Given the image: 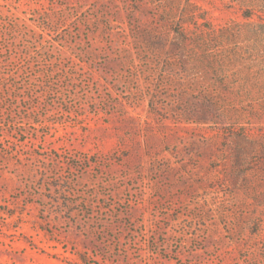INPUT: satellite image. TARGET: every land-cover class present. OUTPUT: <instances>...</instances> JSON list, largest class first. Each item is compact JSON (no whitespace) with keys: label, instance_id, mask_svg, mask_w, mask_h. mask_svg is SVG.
<instances>
[{"label":"rangeland","instance_id":"obj_1","mask_svg":"<svg viewBox=\"0 0 264 264\" xmlns=\"http://www.w3.org/2000/svg\"><path fill=\"white\" fill-rule=\"evenodd\" d=\"M0 264H264V0H0Z\"/></svg>","mask_w":264,"mask_h":264}]
</instances>
